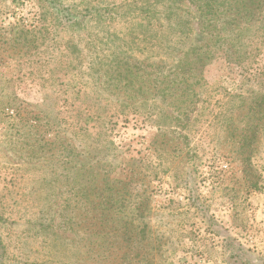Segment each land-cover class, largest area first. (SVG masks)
I'll return each instance as SVG.
<instances>
[{
    "label": "rangeland",
    "instance_id": "obj_1",
    "mask_svg": "<svg viewBox=\"0 0 264 264\" xmlns=\"http://www.w3.org/2000/svg\"><path fill=\"white\" fill-rule=\"evenodd\" d=\"M128 2L0 0V264H264V10L194 21L213 60L157 126L92 78L111 33L130 42Z\"/></svg>",
    "mask_w": 264,
    "mask_h": 264
},
{
    "label": "trees",
    "instance_id": "obj_2",
    "mask_svg": "<svg viewBox=\"0 0 264 264\" xmlns=\"http://www.w3.org/2000/svg\"><path fill=\"white\" fill-rule=\"evenodd\" d=\"M190 1L192 3L193 0ZM213 1L202 0L203 4L198 5L197 11H192L191 5H187L186 0H130L126 4L127 12L133 18V27H136L134 31H131L133 35L130 42H125L111 33L107 38L114 45L110 49L114 50L113 60L111 62L102 61L96 68L93 67L91 70L96 76L92 75V78L100 80L111 94L120 99L119 103L124 108H130L129 103L137 101L138 106L133 107L134 112L142 111L150 120H154L155 125L161 126L168 120L175 121L174 113L184 104L182 101L178 102V93H181V96L191 91L196 84L191 81L201 75L204 68L213 60L211 51L192 43L194 21L203 19V26L208 25L219 14L225 15L231 12L233 7L237 10L242 7L264 10V0H221L220 4L224 9L216 12ZM227 8H230V11H227ZM85 12H87L85 15L98 20L103 19L104 16L101 8H90V5H87ZM239 14L240 12H237V16ZM247 21H250V18ZM244 31L245 28H243V33ZM207 37H212L211 33H208ZM135 40L154 44L153 49L158 48L159 54H151L144 61H139L132 55L127 57V54L133 51L132 45ZM144 62L146 65L143 64ZM149 68L152 70L141 73L142 70ZM100 73L104 74L103 81ZM155 74L162 78L161 82L156 78H151ZM156 89H158L157 95L162 102L173 97L174 101L169 103V106L174 109L173 113L162 112V107L158 104L159 100L149 98L151 91ZM189 106L190 103L186 101L183 106L184 110ZM100 179V184L92 190L97 191L99 186H102L95 196L103 200L113 199L111 193L106 196L112 191L107 185H113V182L107 176ZM87 195L86 191H82L80 197L88 199ZM89 196H92L91 193ZM101 205L104 207L103 204ZM42 228L45 227L42 225ZM46 229L48 228L46 227L44 231Z\"/></svg>",
    "mask_w": 264,
    "mask_h": 264
}]
</instances>
